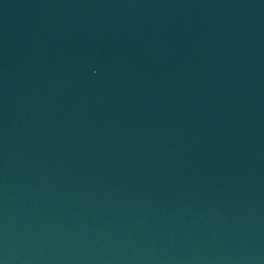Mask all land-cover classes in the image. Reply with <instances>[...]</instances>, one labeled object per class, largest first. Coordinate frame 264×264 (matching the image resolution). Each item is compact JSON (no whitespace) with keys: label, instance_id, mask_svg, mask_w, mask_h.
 Segmentation results:
<instances>
[{"label":"water","instance_id":"water-1","mask_svg":"<svg viewBox=\"0 0 264 264\" xmlns=\"http://www.w3.org/2000/svg\"><path fill=\"white\" fill-rule=\"evenodd\" d=\"M0 264H264V0H0Z\"/></svg>","mask_w":264,"mask_h":264}]
</instances>
